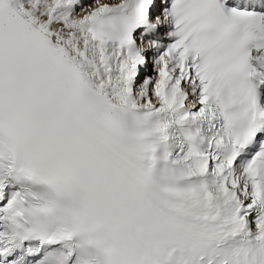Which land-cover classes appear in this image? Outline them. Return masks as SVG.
Masks as SVG:
<instances>
[{"label": "snow or ice", "instance_id": "6c2138e0", "mask_svg": "<svg viewBox=\"0 0 264 264\" xmlns=\"http://www.w3.org/2000/svg\"><path fill=\"white\" fill-rule=\"evenodd\" d=\"M0 264H264V0H0Z\"/></svg>", "mask_w": 264, "mask_h": 264}]
</instances>
